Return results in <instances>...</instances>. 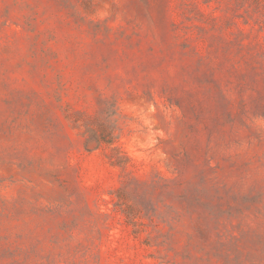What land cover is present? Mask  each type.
I'll return each mask as SVG.
<instances>
[{"label": "rangeland", "instance_id": "1", "mask_svg": "<svg viewBox=\"0 0 264 264\" xmlns=\"http://www.w3.org/2000/svg\"><path fill=\"white\" fill-rule=\"evenodd\" d=\"M0 264H264V0H0Z\"/></svg>", "mask_w": 264, "mask_h": 264}, {"label": "trees", "instance_id": "2", "mask_svg": "<svg viewBox=\"0 0 264 264\" xmlns=\"http://www.w3.org/2000/svg\"><path fill=\"white\" fill-rule=\"evenodd\" d=\"M94 136H96V140L98 141V145H97V147L103 142V141H105V142H110V141H108L107 139H102V137H100V136H97V135H94Z\"/></svg>", "mask_w": 264, "mask_h": 264}]
</instances>
